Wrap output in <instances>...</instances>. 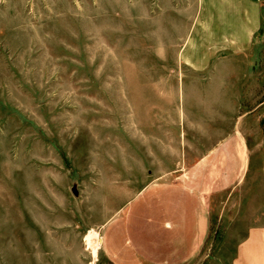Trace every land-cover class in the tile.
Instances as JSON below:
<instances>
[{"label": "rangeland", "instance_id": "1", "mask_svg": "<svg viewBox=\"0 0 264 264\" xmlns=\"http://www.w3.org/2000/svg\"><path fill=\"white\" fill-rule=\"evenodd\" d=\"M192 4L0 0V264H112L105 223L234 129L251 165L181 264H231L264 223V33L230 79L192 71L179 57Z\"/></svg>", "mask_w": 264, "mask_h": 264}, {"label": "crops", "instance_id": "2", "mask_svg": "<svg viewBox=\"0 0 264 264\" xmlns=\"http://www.w3.org/2000/svg\"><path fill=\"white\" fill-rule=\"evenodd\" d=\"M193 3L196 10L180 47L181 62L197 73L221 69L224 79H230L235 57L252 53L264 33V0ZM236 133L234 129L175 179L137 192L123 214L103 226V255L112 264H181L193 258L207 239L218 192L239 183L251 165L248 143ZM261 162L264 173V154ZM231 264H264L263 222L247 227Z\"/></svg>", "mask_w": 264, "mask_h": 264}]
</instances>
